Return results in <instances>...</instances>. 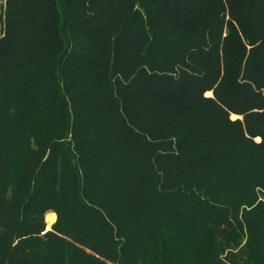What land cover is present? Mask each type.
Listing matches in <instances>:
<instances>
[{"label":"trees","instance_id":"trees-1","mask_svg":"<svg viewBox=\"0 0 264 264\" xmlns=\"http://www.w3.org/2000/svg\"><path fill=\"white\" fill-rule=\"evenodd\" d=\"M0 264H264V0H0Z\"/></svg>","mask_w":264,"mask_h":264},{"label":"crops","instance_id":"crops-1","mask_svg":"<svg viewBox=\"0 0 264 264\" xmlns=\"http://www.w3.org/2000/svg\"><path fill=\"white\" fill-rule=\"evenodd\" d=\"M236 118H241V117H237V116H234L233 119H236ZM260 140V139H259ZM50 214H53V213H50Z\"/></svg>","mask_w":264,"mask_h":264},{"label":"rangeland","instance_id":"rangeland-1","mask_svg":"<svg viewBox=\"0 0 264 264\" xmlns=\"http://www.w3.org/2000/svg\"><path fill=\"white\" fill-rule=\"evenodd\" d=\"M209 94H211V92H210ZM211 95H212V94H211ZM256 141H258V142H259V141H260V140H259V138H257V139H256ZM49 214H50V213H49Z\"/></svg>","mask_w":264,"mask_h":264}]
</instances>
